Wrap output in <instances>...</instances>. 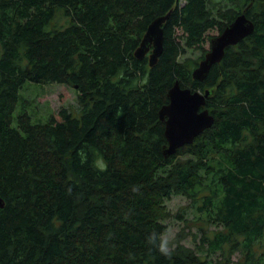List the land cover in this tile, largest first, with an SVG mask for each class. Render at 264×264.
Returning <instances> with one entry per match:
<instances>
[{
    "label": "trees",
    "instance_id": "obj_1",
    "mask_svg": "<svg viewBox=\"0 0 264 264\" xmlns=\"http://www.w3.org/2000/svg\"><path fill=\"white\" fill-rule=\"evenodd\" d=\"M241 11L254 31L194 78L208 31ZM167 13L151 67L135 49ZM176 80L209 89L215 118L167 157L158 110ZM27 81L76 86L78 110L14 113ZM174 193L215 226L197 247L213 261L182 233L170 256L148 242ZM0 194V264H231L237 249L264 264V0H0Z\"/></svg>",
    "mask_w": 264,
    "mask_h": 264
},
{
    "label": "water",
    "instance_id": "obj_2",
    "mask_svg": "<svg viewBox=\"0 0 264 264\" xmlns=\"http://www.w3.org/2000/svg\"><path fill=\"white\" fill-rule=\"evenodd\" d=\"M168 16L169 13L153 18L144 31L140 44L135 49L138 59L148 55L147 59L151 67L158 61L157 58L164 49L163 25ZM254 27L255 23L250 17H247L246 11L235 15L234 20L212 37L210 48L192 70L193 77L204 80L209 69L223 59L226 48L240 42L254 31ZM209 93V89L203 93L200 89H191V87L182 86L177 80L174 81L167 94L169 101L158 110L161 120L165 123L164 135L168 143L162 149L167 157L175 153L181 145L193 143L201 131H205L213 124L215 116L205 106ZM4 203L0 194V207Z\"/></svg>",
    "mask_w": 264,
    "mask_h": 264
},
{
    "label": "rangeland",
    "instance_id": "obj_3",
    "mask_svg": "<svg viewBox=\"0 0 264 264\" xmlns=\"http://www.w3.org/2000/svg\"><path fill=\"white\" fill-rule=\"evenodd\" d=\"M65 17L61 16L60 13L57 15L56 23L64 22ZM208 36L203 42L205 48H210L211 38L219 33L217 29H211L208 31ZM201 54V49H190L187 50L186 55L189 57H195ZM21 93L20 100H18V106L14 113L18 110L25 109L29 111L35 121H46L48 117L61 109V107L69 108L74 114L78 110L77 97L79 94L78 88H75L69 83L60 82H33L27 81L24 87L19 90ZM164 204L166 203L168 211L170 212L169 217L166 219V225H168L166 235L172 240L176 234L182 233V243L187 244L190 248L197 251L203 257L214 260L215 254H209L207 251L208 244L198 247L200 243V236L202 234L211 237L213 233L212 224L205 223L201 217L200 212L195 211V203H191V200L186 196H182L179 193H174L169 198H165ZM217 227V226H216ZM164 234V235H165ZM195 234V236H193ZM172 242L175 245L174 239ZM241 256L243 254L240 250L231 253L230 260L231 264H240ZM217 264V263H214Z\"/></svg>",
    "mask_w": 264,
    "mask_h": 264
},
{
    "label": "clouds",
    "instance_id": "obj_4",
    "mask_svg": "<svg viewBox=\"0 0 264 264\" xmlns=\"http://www.w3.org/2000/svg\"><path fill=\"white\" fill-rule=\"evenodd\" d=\"M157 239H159V243H157ZM148 242L155 245L157 250L164 256H170L175 246L166 234L158 237L157 234L153 233L148 237Z\"/></svg>",
    "mask_w": 264,
    "mask_h": 264
}]
</instances>
